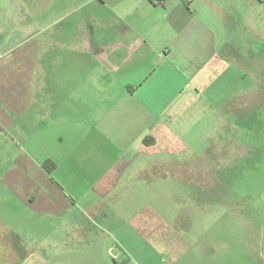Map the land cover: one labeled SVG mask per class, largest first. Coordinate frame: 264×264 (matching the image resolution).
Wrapping results in <instances>:
<instances>
[{"label": "crops", "instance_id": "0c3cea01", "mask_svg": "<svg viewBox=\"0 0 264 264\" xmlns=\"http://www.w3.org/2000/svg\"><path fill=\"white\" fill-rule=\"evenodd\" d=\"M20 3L0 0V264H138L140 240L180 262L192 244L150 208L152 192L162 182L168 205V172L185 183L186 172L218 174L220 160L235 156L229 145L201 144L215 135L193 134L183 112H211L205 94L224 100L229 129L261 111L264 0H246L254 14L235 18L252 32L243 51L231 44L224 0H190L193 9L181 0H105L98 16L48 37L41 1ZM230 47L244 53L240 72L254 87L216 85ZM199 185L214 191L213 181ZM208 236L194 243L208 254L202 262L215 264Z\"/></svg>", "mask_w": 264, "mask_h": 264}, {"label": "rangeland", "instance_id": "374dc122", "mask_svg": "<svg viewBox=\"0 0 264 264\" xmlns=\"http://www.w3.org/2000/svg\"><path fill=\"white\" fill-rule=\"evenodd\" d=\"M13 1L16 2L15 6L22 4L20 0ZM40 1L44 14L42 29L45 37L50 36L52 30L56 28L62 30L69 23L85 21L84 17L89 13L98 16L105 6V0ZM181 1L189 9L195 7V3L191 4L190 0ZM245 1L224 0V10L230 19L235 21L236 16L249 19L254 14ZM234 2L238 4H234ZM255 19H258V14ZM232 24L235 26L233 34L236 36L231 38V44H238L242 51L244 48L246 50L248 47L247 37L245 39L244 37L247 34L249 36L252 32L244 27L242 22L236 23L235 21ZM239 24H241L240 27H238ZM7 36L6 32L4 37ZM249 41L253 49L259 50L257 44H254L251 39ZM230 46L232 47V45ZM231 50L229 53L233 59H230L228 63L230 67L220 71L216 85L220 91H225L232 85H235V91L245 87H254L255 79L250 75L243 77L245 74L242 75L240 72V70H244V72L247 70L241 63L244 53L237 54L238 51L235 52L233 48ZM232 61H236V63L234 62L236 64L235 72L231 66L234 64H231ZM256 64L258 63H253L255 66ZM213 96L209 97L208 94H205V100L212 99L214 103L211 112L199 111L200 113L197 112L196 116L187 115L188 113L185 115V111L183 112L187 129L201 137L206 134H214L215 139L205 140L201 144L212 146L217 142L219 148L229 145L235 156L225 158L224 161L220 160L221 172L218 174L205 175L186 172L187 174L183 176L186 178L185 183L177 181L173 172H168L165 177L173 184L167 187V190L172 193V200L165 206L160 201L163 193L162 182L156 181L155 189L152 190V193L156 194V206L150 208L155 209L162 217L166 216L169 220L167 222H171L177 230L179 229L185 234L192 244V250L180 262H177L173 257L171 259V255L167 253L160 254L150 251L146 242L140 240V243L136 244L140 248L139 252L137 248V253H132L134 261H137L138 264H143L146 258L150 259V264H205L200 257L206 258L204 260L207 261L208 254L206 252L203 254L202 243H194L198 241L200 234H207L210 241H214L216 246L215 264H264V106L261 111L252 110L253 119L250 123L248 120L236 121L235 126L229 129L226 125L227 112L222 109L224 103H218V101L223 102L224 100ZM216 104L219 105V108ZM216 118L225 119V125L215 126L216 123L213 119ZM198 122H203V124L195 126ZM228 129L230 132L235 131L234 137L228 136ZM198 144L196 143V145ZM197 150L199 152L200 148ZM181 158L177 157V159ZM187 159L189 160V158ZM228 165L231 167L229 171L224 167ZM156 176L160 177L161 175ZM212 181L214 182V191L202 189L199 185L201 183L211 184ZM166 198H168L167 195ZM122 241L125 245L127 244L126 239ZM144 247H147V250Z\"/></svg>", "mask_w": 264, "mask_h": 264}, {"label": "trees", "instance_id": "16d2710c", "mask_svg": "<svg viewBox=\"0 0 264 264\" xmlns=\"http://www.w3.org/2000/svg\"><path fill=\"white\" fill-rule=\"evenodd\" d=\"M147 141H148V138L145 140V142H147ZM44 168L49 174H52V172L55 170L56 166L53 163H50L47 161L44 164Z\"/></svg>", "mask_w": 264, "mask_h": 264}]
</instances>
